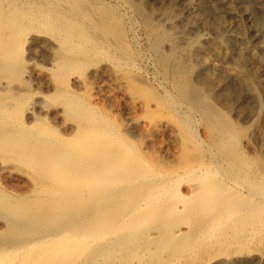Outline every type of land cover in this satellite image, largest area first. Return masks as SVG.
<instances>
[{
	"label": "bare ground",
	"instance_id": "1",
	"mask_svg": "<svg viewBox=\"0 0 264 264\" xmlns=\"http://www.w3.org/2000/svg\"><path fill=\"white\" fill-rule=\"evenodd\" d=\"M144 1L0 0V264H264L262 52Z\"/></svg>",
	"mask_w": 264,
	"mask_h": 264
},
{
	"label": "rangeland",
	"instance_id": "2",
	"mask_svg": "<svg viewBox=\"0 0 264 264\" xmlns=\"http://www.w3.org/2000/svg\"><path fill=\"white\" fill-rule=\"evenodd\" d=\"M146 1H144V2L148 6L157 7V9L159 10V7L161 6V3H159V1H158V3L156 2L157 0H152L153 2L151 0H149L150 3L148 0H146ZM209 1L208 0H196V1L195 0H183L184 3L187 4V2H188L187 5H190L191 7H193V9H195L194 11H196V14L199 13V14H197V16H198V18H200L199 19L200 22L198 21L193 26V28H191L190 24L188 26L187 25L180 26L181 29L178 28L179 31H183V30L185 32L188 31L189 33H191V35H194V36H203L204 35L205 37H207L209 39L214 38L215 40H218V39L226 40V46H224L222 48V50L226 51L227 49H229V52H231V54H233L235 56H237L238 54L239 55L240 54L245 55V53L247 54V56H249L250 55L249 51L256 50L257 52L258 51L260 53L262 52L261 57L263 58L264 57V6H262V5H264V0H232L233 1V7L225 6L226 5L225 4V5H223V8H219L217 10H215L216 6L212 3V1H210V3H209ZM151 3H153V4L155 3L156 6H154ZM156 3L159 5H157ZM211 7L212 8L214 7V8L212 9ZM209 9H211V10H209ZM222 9H226L227 11L222 10ZM160 12L161 11H158V13H160ZM201 15H203V16H201ZM201 28H202V30H201ZM244 32H246V33H244ZM214 34H216L219 38L217 36H215ZM244 57H246V56H244ZM249 57H247L248 63L247 62L246 63L248 65H245L246 68H248V69L251 68L249 71L252 72V74L257 75L258 78H260V79L263 78L264 77V64L262 65L261 63L260 64L256 63L257 65L255 64L256 66L253 67L254 62L251 60V57L250 58ZM227 59H228V57L224 58V60H226V61H227ZM249 59H250V61H249ZM217 61H221V59H219ZM251 63H253V64H251ZM254 68H256V69H254ZM261 75H263V76H261ZM248 104H250L252 106V103L250 101ZM231 116L233 117L232 114H231ZM249 124L250 123H247L246 125H249ZM263 129H264V126H263ZM255 144H256V149L258 151V154L260 156H264V147H260L261 146L260 143L257 144L256 141H255ZM16 174L17 173H15V172L12 174L11 180L16 181V182L17 181L22 182L23 178H21V177L19 178L18 177L19 175L17 174L18 175L17 176Z\"/></svg>",
	"mask_w": 264,
	"mask_h": 264
}]
</instances>
